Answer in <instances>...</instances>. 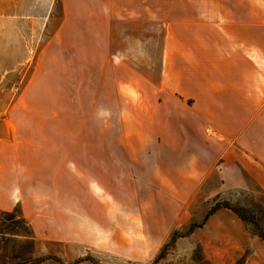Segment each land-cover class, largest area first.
<instances>
[{"label":"rangeland","instance_id":"1","mask_svg":"<svg viewBox=\"0 0 264 264\" xmlns=\"http://www.w3.org/2000/svg\"><path fill=\"white\" fill-rule=\"evenodd\" d=\"M92 2L0 0V264H264V192L187 186L211 158L157 90L165 28Z\"/></svg>","mask_w":264,"mask_h":264},{"label":"crops","instance_id":"2","mask_svg":"<svg viewBox=\"0 0 264 264\" xmlns=\"http://www.w3.org/2000/svg\"><path fill=\"white\" fill-rule=\"evenodd\" d=\"M89 15L96 23L165 28L157 90L192 109L181 116L178 138L193 139L194 155L211 158L206 168L183 171L187 186L216 172L222 190L254 184L264 192V0H93ZM13 207L0 193L1 210Z\"/></svg>","mask_w":264,"mask_h":264},{"label":"trees","instance_id":"3","mask_svg":"<svg viewBox=\"0 0 264 264\" xmlns=\"http://www.w3.org/2000/svg\"><path fill=\"white\" fill-rule=\"evenodd\" d=\"M222 208H226L227 210L229 211H232L236 216L239 217V219L241 221L244 222L245 225H249L252 221L250 220V218L247 216V212L245 211V209L243 208H240V207H234V206H231V205H228L227 203H224L223 205H221ZM216 209H213L211 211H209V215L211 216L214 212H215ZM21 221H24V220H21ZM258 237L261 238V240L264 242V235H262L261 233H255ZM174 236L173 235L171 237V240L174 239Z\"/></svg>","mask_w":264,"mask_h":264}]
</instances>
